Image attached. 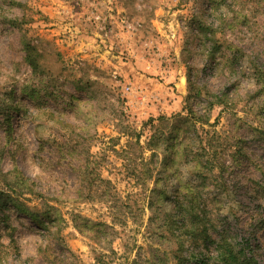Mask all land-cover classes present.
<instances>
[{
	"label": "rangeland",
	"instance_id": "obj_1",
	"mask_svg": "<svg viewBox=\"0 0 264 264\" xmlns=\"http://www.w3.org/2000/svg\"><path fill=\"white\" fill-rule=\"evenodd\" d=\"M261 132L264 0H0V264H264Z\"/></svg>",
	"mask_w": 264,
	"mask_h": 264
},
{
	"label": "trees",
	"instance_id": "obj_2",
	"mask_svg": "<svg viewBox=\"0 0 264 264\" xmlns=\"http://www.w3.org/2000/svg\"><path fill=\"white\" fill-rule=\"evenodd\" d=\"M202 28L204 29V31H208L209 33H212L211 32L212 30L207 28L206 26H202ZM24 52H25L26 63L33 70H36L38 67L37 60L39 58V55L35 54V51L27 44H24ZM187 84H188L189 90L194 92L193 89L190 88L191 82L189 79L187 80ZM189 113H190L189 115H193L191 110H189ZM176 118L181 120L180 116H178ZM192 119L193 118L190 117V120H189V116H188L187 118H185V121H188V120L191 121ZM162 120L165 121L164 118H160L157 121H162ZM152 123H153V121L151 120L150 125H152ZM260 136L264 140V132H261ZM30 193H33V192H30ZM159 198H162L161 194H159ZM162 199H165V198L163 197ZM159 206L161 207L162 205H159ZM170 207L171 208H170L169 213L167 212L168 213L167 214L165 212V216H166L165 218L166 219L168 218L169 221H172L171 217H173L175 215H179L181 217L182 221L186 220L185 216L182 213V204L171 203ZM148 208L149 209L153 208L152 202L149 203ZM20 211H23L24 215H26V216H31V214L29 212H26V210H20ZM31 217L37 226L42 225L41 220H39L33 216H31ZM187 222H188V224H184L185 230L188 229V231L185 233H188L192 236L195 235V232H196L195 229H197V227L199 225V220H198L197 216H194L193 214L190 213L189 220ZM168 226H170V225H168ZM201 236H202V238H201L202 241H204L205 243H209V244L213 243L211 238L208 237L205 233H203ZM220 263L221 264H260L252 254L246 253L243 250H241L240 252H234L231 248H228V247L222 248V252H220ZM202 264H206V263H202Z\"/></svg>",
	"mask_w": 264,
	"mask_h": 264
}]
</instances>
